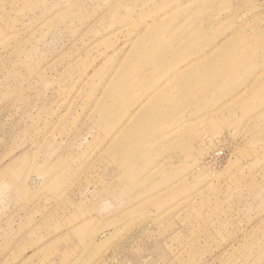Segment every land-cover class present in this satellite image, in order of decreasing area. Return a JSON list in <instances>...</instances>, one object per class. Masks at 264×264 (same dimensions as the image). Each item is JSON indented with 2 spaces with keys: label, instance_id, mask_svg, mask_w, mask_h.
Here are the masks:
<instances>
[{
  "label": "rangeland",
  "instance_id": "1",
  "mask_svg": "<svg viewBox=\"0 0 264 264\" xmlns=\"http://www.w3.org/2000/svg\"><path fill=\"white\" fill-rule=\"evenodd\" d=\"M0 264H264V0H0Z\"/></svg>",
  "mask_w": 264,
  "mask_h": 264
}]
</instances>
